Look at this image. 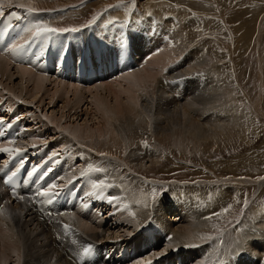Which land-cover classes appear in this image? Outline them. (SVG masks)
I'll use <instances>...</instances> for the list:
<instances>
[{
  "label": "bare ground",
  "instance_id": "bare-ground-1",
  "mask_svg": "<svg viewBox=\"0 0 264 264\" xmlns=\"http://www.w3.org/2000/svg\"><path fill=\"white\" fill-rule=\"evenodd\" d=\"M38 1L39 0H10L11 6L23 3L26 6H30L32 8H34L33 5ZM8 3L9 0H0V4L3 6H8ZM1 16L2 15H0V17ZM121 16H124V14ZM33 17L34 15L31 13L28 15V21L30 23L33 20ZM51 19L53 18H45L44 21H42L41 25L50 27ZM155 19L157 20L156 24L153 23L146 26V28L150 29V31H152L151 29L156 26V30L152 32V34H148V36H146L145 34L141 33L136 37L134 36L135 40L134 42H132L131 39H133L134 37H129V33L126 32L122 39L125 40V43H128L127 47L123 49H114L111 47H107L108 51L121 52L127 55L130 54L131 47L133 49V53L139 54L140 62L150 54L151 57H149L148 61L146 62L142 61L144 66L138 71H134L132 73L112 79L109 83L93 85L89 88H81L76 87L73 84L70 85L67 83L59 82L56 79L52 81L53 78H43L44 76L36 75L31 70L24 67H12L9 60L0 57V91H3L5 93L7 92L11 98L20 99L22 103H18L16 106H25L26 112L28 108L33 107L35 104L31 102L28 97L30 95L29 93H32L33 96L31 97V99L33 100H35L37 96H39L37 104H40V106L44 104L46 99L49 100L48 106L50 107L51 105L52 108H54L56 102H63V105L60 107V109H58L62 117H65V112L69 111V115L71 117L72 115L75 117H79L81 116V114H83L84 116H86L87 120L90 121L91 118V121L93 120L94 122L92 127L96 125V129H93L87 121L84 122L83 125L68 124V126H64L73 131V135L79 138L84 137L83 139H81L82 141L84 140V143H82V149L84 150L81 151V156H83V158H80L82 159L81 162L84 161L85 163L83 162V164H81L83 166L81 169L79 167L73 172L72 169L74 168L73 166L76 161L69 168V174L72 175L74 173L76 174V176L73 175L68 180L76 177L77 182H73L67 185L66 183H68V180L66 179L64 180L63 178L58 177H54L52 179L55 180V178H58L60 184L67 185L65 194L68 197H74L76 201L85 202V197L82 194L81 190L83 182L81 181L79 175H81V173L88 174L89 178L86 179L87 183H93V185L100 184V187H102L101 184L105 185L103 190H100L101 193L97 188L100 195L99 198L101 200V203L99 202L97 206L110 209L109 214L111 212V215L108 220H112L113 224H118L120 222L118 227H120L121 229L124 226H129L127 230H122L123 232L125 231L123 234L124 236L129 237L132 235L133 239L137 236L135 233L138 232L140 228H143L141 231L142 234L151 233V236H154L155 233L153 228H155L156 231H159L158 234L155 235L157 237V241H151V239H148L147 241L143 240V242H139L137 245H135L136 239H133L132 246H134V249L129 248V251V246H123L121 243L118 244L117 247H115L113 244L114 242H116V239H114L115 236L114 238H112L110 236V233L108 232L109 230H104L101 226V223L95 224L91 222V218L96 219L98 215L96 213H93L90 209L86 208L85 216L63 215L56 219L67 221L68 228L65 229L66 231L69 228H78L80 231L79 234L71 232L70 242H60L59 245L58 238L52 236L50 231L46 230L48 229L47 227H43L42 223L38 221L36 214H33L25 203L17 205L7 200V202H5V204L0 208V218H7V221L13 224L12 230L15 234L13 236V239L9 240L10 238L4 239L5 237L3 238L2 234L0 233V264L10 263L9 260L12 258H15V260H11L14 264H95V261L97 259L92 254V252L91 254L87 255L83 254V249L85 247H82L79 253L75 254L78 249L84 244L91 245L92 251H96L99 260H103L105 262L104 264H169L172 259L178 260L179 258L172 257H170L172 258L171 260L164 258L149 260L148 257L150 255H147V257L144 258V253H146V251H148L150 248L153 249L154 247H156L161 241L163 243H167L166 248L163 250L166 253L176 250L173 251L175 252L174 254H180L181 249H185L188 247L189 249H191V251H189L190 257L194 261H196L195 264H206V262L204 263L201 260L204 261L205 259H208L206 258V255H208L206 253L212 248L204 247L200 240L197 241V238L200 231L199 229H205L210 224V220L206 219L207 217L202 215V213H204V209L202 210V208L200 207V201H198L197 199L194 201V199L188 198L187 196L184 197L185 194L181 191L178 196L174 193H169L162 199H165V202H167L166 204H168V202H171V205H168V207L165 205L168 210H170L171 206H176L180 200H183L181 197H184L185 200L187 199L188 201L186 202L189 205H185L186 207L188 206L187 211L184 210L183 212H179V214L176 216V220L172 219L170 221L169 219L167 220L162 217V208H157L152 212V217H148V213L151 212L152 203H150V205L146 204H149L148 198L146 196L145 198H143L144 204L142 203L144 208H141L142 210L139 214L142 220L139 224L130 225L133 224V221L125 216L126 213L122 212L120 210V207L126 204L128 205V207L130 206L132 208V211L137 212V208L139 207H137V205L139 204V202H137V199L140 198V193H137L139 191L136 188H139L141 181L135 182L134 188H132V186H127L126 183L121 181L112 182L110 180L111 163L108 162V160L104 159L107 157L111 158V156H106L104 152L103 155H101L102 150L100 151V149L98 148L99 150L97 151L95 149V146L102 143H97L96 141L98 139L96 140V138L94 139V137H90V135L85 132L91 131V134H93V132H96L99 138L100 136H103L104 138L106 137L105 141H107L108 143H106L105 141L103 142L109 145L111 144V140L108 141L107 139L114 138L112 144H115L113 150L116 152L118 151V148L121 147L120 145L124 143L127 149L130 151H132L131 149H134V147H136V149L134 150L137 151V154L141 153L140 151H144L146 154H140L139 156L142 160L147 159L148 162H151L153 159H155L156 162L158 160H161V158L157 159V156H155V158H148V156L153 157L154 152L151 151V146H148L146 143H142V138L140 137L143 136L144 133H148L149 136L153 138V133H155L159 137H162L165 136L168 131L178 132L179 130H181L184 134H187V136H191L192 138L208 142L209 139H211L209 137V133L212 132L213 135H216L215 133L217 131H220L221 127L219 128L218 125H216L217 121L219 122L225 119V117L229 116L230 113L224 115L226 112L222 109L223 107L219 105V99L221 98V96L218 90L221 89L222 86L219 85V80L217 79V76L215 74H210L207 78L194 76L193 79H187L185 81L182 80L181 83L184 85V87L182 88L181 93H178L179 87L177 88V86L170 83L171 79L188 74L193 75L194 72H198V69L202 65L201 63H203H198V58L200 56L197 49L199 47L195 49L193 47L195 43L194 39L189 38L192 34L193 29L190 30L189 26L187 25L188 22L186 23L184 21V18L182 19L181 17L180 21H177V24H173L167 21L160 15H157V18L155 17ZM169 20L172 21V19ZM9 22L11 21L9 20ZM175 28L178 29L175 30L176 32L174 31ZM258 28V40L254 49L259 48V46L261 45V38L262 34L264 33V15L261 18V22ZM167 32L169 36L168 41ZM106 41L107 42L105 43L111 42L109 39H106ZM115 41L121 42V40L119 39H116ZM170 42H172L174 46L169 47L168 44ZM162 43H164L165 45ZM97 45L98 47L102 46V43H99ZM163 47L166 48V50H164ZM161 48H163V51H161ZM96 52L97 54L101 53L97 49ZM177 53L179 55L185 56L181 64L177 63V60H181V58L178 57ZM68 58L69 57L67 56H62V59ZM176 58L177 60L174 61ZM171 62L173 63L172 65H175L174 68H172V70L174 71H170L171 69H169V64H171ZM14 79L18 80V84H13ZM41 94H45L44 96L46 98H44V100L42 99L43 96ZM180 94L181 96H179ZM23 95L25 99L23 98ZM181 98L183 99L182 103L179 102ZM8 100L9 101L8 104H6V107L13 109L14 104H12L13 102H11L12 99ZM20 100H18V102ZM11 111L12 110H8V112ZM23 115L25 117L27 116L26 114ZM30 118L31 117H27L26 120ZM54 120L52 119V124L55 122ZM36 121L37 120H35L34 123L38 124ZM56 121H59V119H57ZM85 123H88L90 126ZM209 123L213 127L206 128ZM64 127L60 124V126H55V129H53L52 131L59 130L60 132L62 131V133H64L67 130ZM215 129L217 131H214ZM95 134L94 136H97ZM31 135L32 134H30L29 136ZM33 138L37 139V136L35 137L34 135V137L32 136V140L31 137L29 139L33 141ZM115 139H117L116 143L118 142L120 143V145H118V143H114ZM38 140L42 142L44 139L42 141L40 139ZM73 141L75 142L77 140ZM100 142L102 141L100 140ZM18 143L19 147L23 145V143L21 144V142ZM66 143L68 144L67 141ZM59 145H61V143ZM102 147L103 146L100 145V148ZM76 151L77 150L73 152L74 155H76ZM115 157L120 159L117 155ZM66 177H69V175ZM101 181H105V183ZM93 185L88 190V195L96 199V196L99 195L96 193V188H94ZM121 188H123V190H121ZM105 189L109 192V198H106L103 195V191ZM111 197H115L116 200H111ZM5 199L7 198L4 192L0 189V203L2 204ZM105 200L107 201L106 203L103 202ZM116 202L117 206L115 205ZM142 205L140 207H142ZM123 211H125V209ZM105 217L106 215L104 216V218ZM135 218L137 217L135 216ZM258 219H260L259 224L264 225V216L261 215V218ZM108 220H106L105 223ZM185 221H188L189 223H186ZM251 225H242L244 227V230H241V237L235 245H228L227 242L229 241V239L227 240L226 238L223 241L224 247L222 246V252L218 254L216 258H214V263H212V261L210 262L212 264H264V234L258 231V227L256 225ZM130 228H133L131 229V232ZM105 233H107V235ZM6 234L5 236H7ZM9 236L11 235H8L7 237ZM168 237H171V239H168ZM159 239L162 240L159 241ZM200 243L202 245H199ZM119 247H122V249H118ZM108 248L110 250V253H108ZM196 250L199 251L201 256L200 254H197L198 252H196ZM139 251L141 253H139ZM104 252L105 254L108 253L106 256H110L112 260L107 261ZM154 252L152 251V253ZM141 256L144 257L138 260V257ZM197 256H199L201 260L197 259ZM247 256H249L250 259L244 260V258H247ZM133 257H136L137 260L131 262L129 259ZM153 257L154 255L150 256L149 258L152 259ZM229 257L230 261L228 260ZM182 264L184 263L182 262Z\"/></svg>",
  "mask_w": 264,
  "mask_h": 264
},
{
  "label": "rangeland",
  "instance_id": "rangeland-1",
  "mask_svg": "<svg viewBox=\"0 0 264 264\" xmlns=\"http://www.w3.org/2000/svg\"><path fill=\"white\" fill-rule=\"evenodd\" d=\"M80 1L81 0H39L37 3L33 5V7L37 10H43V9L46 10V9H55V8L59 9L61 7H66ZM116 1L118 0H97V2L96 0H94V2L96 3L88 4V7L90 8L88 11L84 12L81 15H77L75 13L74 15L76 16H73L74 18L72 20H68V22L63 25V28L83 25L84 23L89 21L95 15L96 12L101 11L104 8L107 9V7L113 8L109 6H111L113 2ZM127 1H134V0H127ZM135 1H137V3L141 7H143L141 8L142 12L153 11L158 16L160 15L164 17L167 21L173 24L174 23L177 24L178 23L177 21H180V17L182 19L184 18V21L186 23L188 22L187 25L189 26L190 30L192 29L194 30V31L192 30V34L189 38H193L195 41L198 36L203 40V43H194L193 45L195 49L199 47L197 49L199 51L198 54L200 56V57L198 56L199 57L198 63L203 62L201 63L202 65L198 69V72L203 73L204 76H201V78L202 77L207 78L210 74L213 75L215 74L217 76V79L219 80L218 82L219 85H221L222 82L221 85L222 87L221 89L218 90L221 96V98L219 99V105L223 107L222 109L226 112L224 115H227L229 113L230 114L229 116H226L225 119L219 122L217 121L216 125H218L219 128L221 127L220 131H217L215 129L214 131H217L215 133L216 135H213L212 132L209 133V137L211 139H209L208 142L192 138L191 136H187V134H184L181 130H179L178 132L168 131L167 134L162 137H159L155 133H153L152 135L153 138H151V136H149L148 133L147 134L144 133L143 136L140 137L142 138V143H146L148 146H151L153 149V150L151 149V151L154 152L153 157L148 156V158H155V156H157L156 157L157 159L161 158V160H158L159 162L156 161L157 163L155 162V159H153L151 162H148L147 159L142 160L141 157H139L140 154L145 155L146 153L144 151H140L141 153L137 154V151L134 150L136 149V147H134V149H131L132 151H130L127 149L124 143L120 145V143L117 142L118 145L121 146L120 148H118V151L120 152L119 153L118 151L116 152L113 150L115 144L113 145L112 141L114 140V138L107 139L108 141L111 140L110 141L111 147H110L109 144H105V142L108 143L107 141H105L106 137L104 138L103 136H100L99 138L96 132H95L96 134L94 132L93 134H91V131L90 132L85 131V132H87L90 135V137H94V139L96 138V140L98 139L96 141L97 143H102V144H97L98 146L97 145L95 146V149L97 151L100 149V151L102 150L101 151L102 154L104 152L106 156L107 155L111 156V158L107 157L104 159L108 160V162L111 163L110 180L112 182L121 181L126 183L127 186H132V188H134L135 182L141 181L139 188H136L139 191L137 193L138 194L140 193L139 194L140 198L137 199V202H139V204L137 205V207L138 206L139 207L137 209L139 211L138 210L137 212L132 211V208L129 206L130 207L129 209L128 205L126 204L121 206V208H124L125 211H123L124 209H120L122 212L126 213L125 216H127L130 220L133 221V224L130 225L139 224L140 221L142 220L139 214L140 211L144 208L142 203L144 204L143 198H145L146 196L149 202V204L147 203V205H150V203H152L151 212L148 213V217L151 218L152 212L157 208H162V217L167 220L169 219L170 221L172 219L176 220V216L179 214V212H183L184 210L187 211L189 205L186 201L188 200L187 199L185 200L184 197L187 196L188 198L194 199V201L196 199L200 201V207L202 208V210L204 209L203 210L204 213H202V215H204L205 217H211L210 219L211 225L209 224L205 229L204 228L199 229L200 231L198 234L197 241L200 240L201 243L204 245V247H211L212 249L208 250L206 253L208 254L206 255L207 256L206 258L208 259H205L203 261L199 256H197L198 257L197 259L201 260L204 263L206 262L208 264H212L214 263L215 260L214 258H216L217 255L222 252L223 241L226 238L227 240L229 239V241L227 242L228 245L236 244V242L241 237L239 230L241 229V227L243 228L242 231L244 230V227L242 225L244 226L245 225L250 226L251 224H252L251 226L256 225L258 227V231L264 234V229H263L264 225L259 224L260 219H258L257 217L259 214L264 216V212L256 208L254 205V202L257 200L258 201L257 205L264 206V33L262 34L261 45L259 46V48L254 49L258 40V34H259L258 26L261 22L262 16L264 15V0H212L214 2L213 5H211L207 0L206 1L204 0H167V1L166 0H135ZM173 1H177L176 3L178 7L176 5L174 6ZM139 5L137 7H139ZM4 7L9 8L8 6H4ZM212 7L216 8L217 11H211ZM158 11H163L164 13L169 12L173 15H176V18L175 17L170 18L172 19L173 21L172 22L171 20H169V18H166V16L168 15L165 16L162 12H158ZM191 11H193L194 14L190 13ZM70 12L69 13L66 12L65 14V15L69 14V19L72 16L70 15ZM120 13L121 15L124 14L123 16L124 19H121L119 22L121 24H126L128 22H132L133 24H137V23L139 24V22H141L147 26L148 24H153V23L156 24L157 22V20L155 19V17L157 18V15H154L153 17L150 16L146 17V14L144 13L142 14L141 12L132 14L130 9L126 5H119V7L114 11H112L109 15L113 16V14H120ZM214 14L218 15L217 20L215 19ZM147 15H149V13H147ZM34 18L35 15L33 19ZM52 20L53 19H51V21ZM106 24H108V21ZM155 27L151 29L152 31H150V29H147L146 32L149 30L148 34H152V32L156 30ZM134 29L136 30V32H141V30L137 26H135ZM175 30L178 29L175 28L174 31ZM126 32L129 33V37L131 38L135 36V34L130 30H127V28L126 30L121 28L114 29L113 35L116 37L112 38L109 34L107 38L111 42L105 43L107 41H97L98 43L95 42L92 45V47L96 48L98 47L97 44L102 43V45L110 44L113 46H108V47L114 49L115 48L120 49L121 45L120 46H116V45L121 42L115 40L116 39L122 40V37H124ZM211 32L213 33V35L219 37V39H222V41L217 42L216 37L208 40V37ZM125 44L127 47L128 43ZM206 44H209L207 50L204 49V46ZM163 48H161V51H163L162 50ZM164 50H166V48H164ZM207 55H208V61H204L206 60ZM178 56H182V55L178 54ZM217 63L220 66L216 65L213 69L207 68V65L210 64L211 67ZM221 66H222V71L219 73V75L225 82L221 78H219L218 75L215 73L220 71ZM170 71H174V70L171 69ZM13 84L14 85L18 84V80L14 79ZM181 91L182 88H179L178 93H181ZM6 93L0 91V100L2 99L3 101L4 99L6 101L4 107H6V104H8L9 101L8 99H12L11 102H13L12 104H14V106H16L18 103H22L20 99L11 98L10 95ZM29 94H30L28 96L29 100L35 103L34 106L28 108L27 112L25 111L26 109L25 106H18L17 109L21 110V113L26 114L27 116L30 113L32 114L33 113L32 111H35L36 112L35 115L33 114V117H31L30 120L29 119L28 120L31 121L29 125L31 126L38 125V129L33 132L25 134L23 136V139L25 141L21 142V144L22 143L28 144L29 142L40 143L38 139H40L41 141L44 139L43 141L45 142V140H51L53 136L54 137L62 136L63 141L59 142L61 143V145L63 143H66L67 141L68 143L75 146H80V147L83 146L82 143H84V140L82 141L81 139H83L84 137L79 138L73 135L74 132L64 126L65 125L68 126V124L83 125V123L87 121L92 127L94 122L93 120L91 121V118L89 121L87 120L86 116H84L81 113H80L81 116L79 117H75L73 115L71 117L69 115V111L65 112L64 114L65 117H62L58 109H60V107L63 105V102L61 101L56 102L54 108H52L51 105L50 107L48 106L49 100L46 99L44 104L40 106V104H37L39 96H37V98L33 100L31 99L33 94L32 93ZM41 95L43 96L42 99L44 100V98H46L44 96L45 94H41ZM179 96H181V94ZM18 100L20 101L18 102ZM179 102L182 103L183 99L181 98ZM8 110L10 111L12 109L10 108L5 109V111ZM18 110L17 112L20 113V111ZM29 117L30 116H28V118ZM52 119L53 120L59 119V121L54 120L55 122L54 121L53 122L54 123L57 122L56 124H58L59 126L61 124V126L67 129L66 132H64L67 135L62 133V131L60 132L59 130H54L56 132L52 131L53 129H55V126H58L54 123H53L54 125L52 124ZM35 120H37L36 122L38 124L34 123ZM89 124L88 126H90ZM44 126L46 127V129ZM209 127H213V126L209 123L206 128ZM92 128L96 129L97 127L96 125H94ZM58 133L61 134L59 135ZM30 134L32 135L29 136ZM94 134L97 136H94ZM34 135L35 137L37 136V139L33 138L35 140V141L33 140L34 141L33 142L31 140H32V136L34 137ZM30 137L31 140L29 139ZM73 140H77V141L74 142ZM100 140L102 142H100ZM116 140L117 139H115L114 143H116ZM66 144H63L64 146L59 145V147L66 148L65 146ZM100 145L103 147L100 148ZM111 148L113 151L111 150ZM67 149H71L73 152L75 151V149H73L72 146L71 147L69 146V148ZM82 150L84 149H81V151ZM136 154H137V159L134 157ZM116 155L120 159L116 158L115 157ZM74 156L76 158V162L74 163L73 166L75 169H73L72 172L78 169L79 167L81 169L83 167L81 164H83L84 162V161L81 162L82 160L81 158H83L81 154H80L81 158L78 157L77 153ZM124 161H129V165L131 168L126 163H124ZM119 163L123 164L125 168L130 171L129 174L130 180L129 179L127 180L125 176L120 175V172L123 173L124 169H122V165H119ZM69 172L70 170L68 169L67 174L69 175V177H66L68 175L65 174L66 180H68L73 175L76 176V174L74 173L70 175ZM140 176L150 179L151 184L154 183V185H152L151 188L157 189V197L155 200L153 199L152 196V192H151L152 189L150 188V184L148 182H145L142 179V177L140 178ZM177 181H178L177 185H185V188H187L188 190L176 186ZM71 183L73 182H68L66 184L69 185ZM101 185L102 187H100L99 185L98 188L100 193H101L100 190H103V188L105 187V185L103 184ZM98 189L96 188L95 191L99 195ZM106 189L103 191L104 194L102 193L104 197H108L109 195V192ZM168 189L170 190L168 191V193H166ZM180 191L185 194L184 197H181L182 199H184V201L180 200L179 203L177 204L178 206L177 205L171 206L170 210H168L165 207V205L168 207V205H171L170 204L171 202L170 203L168 202V204H166L167 202H165V199L162 200L163 197H165L169 193H174L175 195L178 196ZM188 193H193L197 195V197L193 198L192 196H188L187 195ZM99 197L100 195L96 196V203H95L96 206L101 201ZM209 198L213 200L211 203H209L208 201ZM111 200H113L112 197ZM245 201L247 202V204H245ZM103 202L106 203L107 201L105 200ZM115 205L117 206V202ZM141 205L142 207H140ZM185 205L188 206L186 207ZM229 205H231V208L227 213L219 217L213 215L214 213L222 212V210L224 208H227ZM181 206L184 207L182 208ZM87 209H90L93 213H96L99 217V218L97 217L96 219L91 218L92 220L91 222L95 224L101 223L102 224L101 226L104 230H109L108 232L110 233V236L112 238H114L115 236L114 239H116V242L113 243L115 247H117L118 244L121 243L123 246H129L128 247V251H129V248L134 249V246H132L133 239H136L135 245H137L139 242H143V240L147 241L148 239H151V241H155V240L157 241V237L155 235L158 234L159 231H156L155 228H153L155 233L154 236H151V233L142 234L141 231L143 228L142 229L138 228L140 231L138 230V232L135 233L137 236L132 239V235L126 237L123 235L125 231L124 232L122 231L123 229L127 230L129 226H124L121 229L120 227H118L120 222L119 223L117 222L118 224L116 223L113 224L112 220H108L109 217L107 215L105 218L103 217L101 219V215L99 214L96 207L94 208L88 207ZM110 215L111 212L109 216ZM135 216L138 218V220L137 218H135ZM106 220L108 221L105 223ZM6 221L7 218H0V233L2 234L3 238L5 237L4 239L10 238L9 240H12L15 234L12 230L13 224ZM185 222L189 223L188 221ZM131 229L133 228H130V232L132 231ZM5 234L7 236L8 235L11 236L7 237L5 236ZM105 234L107 235V233ZM205 236H211L213 237V239L211 240L201 239V237H205ZM161 240L162 239H159V241ZM201 243L199 245H202ZM166 245L167 243H163L161 241L156 247H154L153 249L150 248L151 250L149 249L148 251H146V253H144L145 257L144 256L143 257L146 258L147 255L151 253L150 256L154 255V257L151 259L149 258L150 257L149 256L148 257L149 260H154L159 258L171 260L172 258H179L178 260L172 259V261L169 264H180L181 262L179 261H181V259L183 260L182 262L185 264L187 259L191 258L189 253L191 249H189L188 247L185 249H181L180 254H174L175 252L173 251L176 250H173L167 253L168 256L167 255L163 257L158 256L159 252L163 251L166 248ZM118 249L121 250L122 247H119ZM107 250L108 253H110L109 248ZM152 251L155 252L152 253ZM196 252H198L197 253L198 255L200 254L198 250H196ZM139 253L141 252L139 251ZM209 253L212 254L214 257ZM107 254H105V256ZM143 257L142 256L138 257V260L142 259ZM105 258L107 261L112 260L110 256H106ZM245 259H250V258L249 256H247V258H244V260ZM11 260L13 261L15 260V258L10 259L9 260L10 263L8 262L7 263L12 264L13 262ZM129 260L131 262H134L137 259L136 257H133ZM191 260H192L191 264L196 263V261H194L192 258ZM228 260L230 261V257L228 258ZM210 261H212V263Z\"/></svg>",
  "mask_w": 264,
  "mask_h": 264
},
{
  "label": "snow or ice",
  "instance_id": "snow-or-ice-1",
  "mask_svg": "<svg viewBox=\"0 0 264 264\" xmlns=\"http://www.w3.org/2000/svg\"><path fill=\"white\" fill-rule=\"evenodd\" d=\"M8 6L11 7V2L9 0V3H8ZM16 7L18 8H26L27 12L28 13H32L34 12L35 10L30 7V6H26L25 4L23 3H19L16 5ZM2 11H0V15H2ZM13 15L15 16L16 14L13 13ZM95 21V18L93 19V22ZM29 32H33V37L34 39H38L40 37H44L45 39V42L47 41V39L49 38V34H58V33H67V32H77L79 31V29L77 28H53V27H48L46 25H35L34 26V30L33 29H29L28 30ZM29 44L31 43V41L28 42ZM25 46L24 45H21V46H17V45H13L12 46V51L13 53H17L19 51H22L23 48ZM126 47V44H125V40L122 39L121 40V48H125ZM4 121L2 119H0V124H3ZM8 126H11V124H9ZM0 135H2V133H0ZM10 143H15V141H10ZM22 149H19V148H0V152H5V153H8L9 155H12V154H16V155H20L22 153ZM103 155V154H101ZM91 167V166H89ZM15 175V173L12 174V176H9L7 180L3 181L5 184H9L11 181H12V178L13 176ZM81 175H83V173H81ZM59 186L55 183L51 184L48 186V189L43 191V192H40L38 193L39 195L41 196H44V197H47L48 198V201L51 202L52 198H53V190L58 188ZM94 188H98L99 187V184H94L93 185ZM152 196H153V199L155 200L156 197H157V189L153 188L152 189ZM21 199H23V197H21ZM113 200H115L116 198L113 197L112 198ZM245 204H247V202L245 201ZM231 208V205H229L227 208H224L222 210V212H218V213H214L213 215L219 217L225 213H227ZM206 219H211V217H207ZM65 229L68 228L67 225L64 226ZM131 235V234H130ZM168 239H171V237H168ZM201 239H206V240H211L213 239V237L211 236H205V237H201ZM92 252V246L91 245H88L87 247H85L83 249V254L87 255V254H90ZM167 253L165 251H160L159 252V256L160 257H163V256H166Z\"/></svg>",
  "mask_w": 264,
  "mask_h": 264
}]
</instances>
